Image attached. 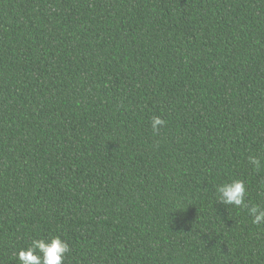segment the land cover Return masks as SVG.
<instances>
[{"label": "trees", "instance_id": "trees-1", "mask_svg": "<svg viewBox=\"0 0 264 264\" xmlns=\"http://www.w3.org/2000/svg\"><path fill=\"white\" fill-rule=\"evenodd\" d=\"M166 123L154 133L151 120ZM264 161V0H0V264H264L217 202Z\"/></svg>", "mask_w": 264, "mask_h": 264}, {"label": "clouds", "instance_id": "clouds-1", "mask_svg": "<svg viewBox=\"0 0 264 264\" xmlns=\"http://www.w3.org/2000/svg\"><path fill=\"white\" fill-rule=\"evenodd\" d=\"M165 123L160 117H153V132H159L160 126ZM247 159L253 171L258 172L264 168V161L260 157L250 155ZM260 189L264 196V180L260 182ZM215 195L219 204L246 209L253 224L257 227L264 226V206L246 203L247 187L244 180L237 178L221 183L215 187ZM69 251L68 243L59 236L34 238L26 248L18 250L17 260L19 264H63L65 254Z\"/></svg>", "mask_w": 264, "mask_h": 264}]
</instances>
